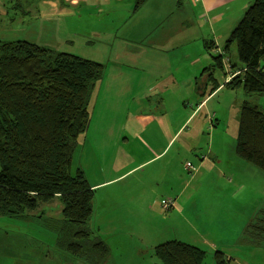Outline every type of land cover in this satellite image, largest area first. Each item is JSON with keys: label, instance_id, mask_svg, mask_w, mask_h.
<instances>
[{"label": "rangeland", "instance_id": "rangeland-1", "mask_svg": "<svg viewBox=\"0 0 264 264\" xmlns=\"http://www.w3.org/2000/svg\"><path fill=\"white\" fill-rule=\"evenodd\" d=\"M49 1H56L58 8L47 5ZM95 1L74 6L65 0H0V40H24L104 65L91 96L90 126L79 136L71 174L82 170L87 179L99 181L123 175L114 184L97 187L94 198L96 229L116 241L114 248L119 242L116 264H161L142 249L172 240L208 251L204 264H216L217 249L234 260L238 256V262L264 264V249L232 246L250 208L264 205V172L236 153L240 106L248 100L264 108V95L226 86L231 78L227 55L224 68L213 66L247 3L255 0L226 1L210 10L203 0H149L138 9L137 0ZM208 42H214L211 50ZM230 50L239 63L236 44ZM202 80L205 96L195 90ZM138 100L168 111L179 123L191 117L162 159L129 172L130 158L116 141L125 112L134 111ZM128 124V132L151 147L163 149L169 142L155 132L161 129L140 132ZM205 157L215 161L213 170L201 169ZM165 200H173L174 206L165 208ZM62 207L58 198L39 214L61 218ZM24 233L13 220L2 218L0 264L66 263L50 242L39 236L40 249L34 243L38 240L30 245Z\"/></svg>", "mask_w": 264, "mask_h": 264}, {"label": "trees", "instance_id": "trees-1", "mask_svg": "<svg viewBox=\"0 0 264 264\" xmlns=\"http://www.w3.org/2000/svg\"><path fill=\"white\" fill-rule=\"evenodd\" d=\"M148 1L137 0L136 9ZM232 44L239 63L230 56ZM213 46L206 43L208 50ZM222 53L213 66L224 68L228 56L226 86L264 95V0L249 5ZM103 74L104 65L89 59L24 40H0V220H13L30 245L36 239L41 249L39 236L50 242L65 264H116L119 253L115 240L96 229L94 188L82 170L71 174L79 136L90 126L92 92ZM238 120L236 153L264 172V108L245 100ZM58 198L61 218L39 214ZM31 228H36L32 239ZM242 243L264 249V205L244 229ZM142 250L161 264H204L208 253L179 240ZM213 257L216 264H232L221 251Z\"/></svg>", "mask_w": 264, "mask_h": 264}, {"label": "crops", "instance_id": "crops-1", "mask_svg": "<svg viewBox=\"0 0 264 264\" xmlns=\"http://www.w3.org/2000/svg\"><path fill=\"white\" fill-rule=\"evenodd\" d=\"M65 1H71L72 2L71 4L76 6L81 0H65ZM99 1L100 0H96L95 3H99ZM118 1H122V0H118ZM226 1H235V0H203L202 2H203V7L207 10H210L214 6L215 7H222ZM247 1L250 2L251 0H247ZM110 2H111V0H102L103 4H109ZM200 2H201V0H200ZM197 3H199V2H197ZM227 3L228 2H226V4ZM247 4H251V3H247ZM47 5H49L53 8H58L59 4L56 1H49L47 3ZM188 86L190 87L191 84H188ZM206 87H207V84L205 83L204 80H202L201 82L197 81L195 90L199 91L200 96H205ZM187 93H188V91H187ZM147 97H148V95L145 96V98H147ZM206 101H207V99H205L203 101V103L206 104ZM134 105H135L134 111L127 110L125 112V119H124L125 125H124V127L119 128L118 133L121 135L118 137V139L116 141L117 146L119 148H122L123 151L130 158L129 163L132 164V167L129 168V172H132V171L138 172V171H140L141 168L145 169L147 167H151L157 161L162 159L165 155V152L168 148V145L172 143L175 136H178L177 134L182 135L185 132V125L191 117L190 116L189 118H187L185 120L183 119V121L179 123V122L175 121L174 119H172L171 114H169V112L166 110L162 111L156 106L155 107L145 106L141 102V100H138L137 103ZM146 105H148V104H146ZM199 108H200V106H199ZM128 122H131L133 127L140 132H147L150 128L161 129L163 132H160V131H155V132L158 135L163 134L164 137L166 136V138L168 139L169 142L167 143L166 147H164L163 149H162V147H160V148L151 147L143 140L142 137L135 136L132 133L128 132V129L130 128ZM157 141L158 140L156 139L155 142H157ZM202 160H203V162L201 164V169L213 170L215 168V161H213V159L205 157V158H202ZM122 176L123 175H121V176L118 175V176H116L112 179H108L106 181H99L97 179H89L88 178V181H89L90 185L92 186V188H94V190L96 191V188L99 187L100 185H102L103 183L112 182V184H114V183L118 182L119 178H121ZM259 208H260L259 204L252 210L250 208V211H248V216H247L248 221H247V223H244L242 225V227H240V229H238L237 237H236V239H233L232 246L236 247L237 249L239 247H243L242 246V244H243L242 240H243L244 229L246 228L248 223L252 220L255 212ZM118 245H119V242L117 241V244L115 247L117 250H118ZM212 248H215V247H212ZM243 249H245V251H248L249 248L244 247ZM215 251H220V250L217 249ZM118 252H120V251H118ZM225 255L228 257V255H231V254L226 253ZM230 259L232 261V264H236V262L238 264H249L247 261H239L238 262V260H239L238 256H237V260H234L233 258H230Z\"/></svg>", "mask_w": 264, "mask_h": 264}, {"label": "built area", "instance_id": "built-area-1", "mask_svg": "<svg viewBox=\"0 0 264 264\" xmlns=\"http://www.w3.org/2000/svg\"><path fill=\"white\" fill-rule=\"evenodd\" d=\"M174 203H175V202H174L173 200H168V201L165 200V201L163 202V205H164L165 208H168V207H172V206H174Z\"/></svg>", "mask_w": 264, "mask_h": 264}, {"label": "water", "instance_id": "water-1", "mask_svg": "<svg viewBox=\"0 0 264 264\" xmlns=\"http://www.w3.org/2000/svg\"><path fill=\"white\" fill-rule=\"evenodd\" d=\"M0 221H2V219H1ZM3 221H4V220H3Z\"/></svg>", "mask_w": 264, "mask_h": 264}]
</instances>
